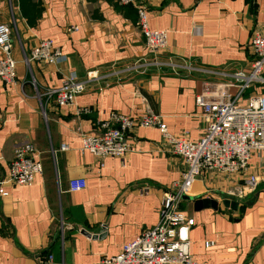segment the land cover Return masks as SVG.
I'll use <instances>...</instances> for the list:
<instances>
[{"label": "crops", "instance_id": "0c3cea01", "mask_svg": "<svg viewBox=\"0 0 264 264\" xmlns=\"http://www.w3.org/2000/svg\"><path fill=\"white\" fill-rule=\"evenodd\" d=\"M147 28L167 32V50L152 61L134 8L114 0H0V23L11 28L16 83L0 81V264H97L119 253L157 225L161 201L180 180L183 165L162 143L156 128H134L130 152L99 162L81 153V135L110 114L159 116L169 134L196 141L205 123L195 97L206 85L224 83L250 70V39L264 34V0H136ZM70 27L77 31L68 32ZM41 40H51L66 61L25 62ZM87 83L79 108L57 107L42 93L74 73ZM264 93V86L245 93ZM30 142L42 173L30 187L13 184L8 165L17 144ZM64 146V150H60ZM264 160L253 157L260 174ZM86 187L69 192L68 182ZM237 176L206 174L197 179L181 211L194 224L187 232L196 264H264V183L242 199L230 196ZM238 202L235 211L223 200ZM217 204L216 210L202 201Z\"/></svg>", "mask_w": 264, "mask_h": 264}, {"label": "built area", "instance_id": "2783aa9c", "mask_svg": "<svg viewBox=\"0 0 264 264\" xmlns=\"http://www.w3.org/2000/svg\"><path fill=\"white\" fill-rule=\"evenodd\" d=\"M120 8H134L137 24L144 38L145 48L152 61L138 62L135 70L145 71L148 66H172L170 61H159L158 56L167 50V32L147 28L146 12L136 6V0H114ZM68 32L77 31L70 27ZM12 38L8 24L0 23V81L5 86L16 83V63L11 56ZM251 62L249 72L221 74L224 83L206 85L195 97V106L202 112L205 123L203 134L196 141L168 133L159 116L152 113L140 118L110 114L98 121L90 133L81 135V153H89L100 164L106 158L122 159L130 146L126 138L134 128H156L167 150L177 156L183 171L179 182L165 193L161 201L159 221L156 226L140 234L131 243L121 247L118 254L102 259L97 264H196L191 252L187 232L193 226L192 219L181 211L183 198L188 196L197 179L214 173L237 176L238 184L230 196L242 199L246 193L264 183V162L260 174L250 170V160H264V93H245L264 86V34L255 32L250 39ZM60 48L51 40H41L34 46L29 61L44 65H57L66 61ZM97 79L96 72H89L85 80L70 73L56 88L44 90L45 98H52L57 107L73 108L77 116L90 113L88 108L76 106V97L82 94L87 83ZM65 147L61 146L60 150ZM37 151L30 142L17 144L13 159L8 165V178L18 186L30 187L36 175L42 173ZM86 187L83 179L68 182L69 192H79ZM7 194L0 189V196Z\"/></svg>", "mask_w": 264, "mask_h": 264}, {"label": "water", "instance_id": "95a60500", "mask_svg": "<svg viewBox=\"0 0 264 264\" xmlns=\"http://www.w3.org/2000/svg\"><path fill=\"white\" fill-rule=\"evenodd\" d=\"M189 199L190 198H188V197H184L183 198V200H189ZM201 203H202L203 207H211L214 210H216V208H217V204L215 202H213V201L203 200ZM222 204H223V206L225 208H229V209H231L233 211H235L237 209V207H238V202L230 201V200H227V199L226 200L224 199Z\"/></svg>", "mask_w": 264, "mask_h": 264}, {"label": "trees", "instance_id": "16d2710c", "mask_svg": "<svg viewBox=\"0 0 264 264\" xmlns=\"http://www.w3.org/2000/svg\"><path fill=\"white\" fill-rule=\"evenodd\" d=\"M21 1V4H23L24 2H30V0H20Z\"/></svg>", "mask_w": 264, "mask_h": 264}]
</instances>
